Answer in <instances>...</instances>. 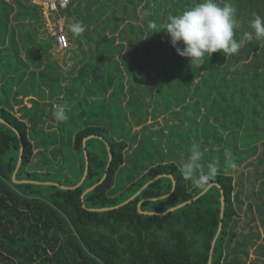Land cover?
<instances>
[{
    "label": "trees",
    "instance_id": "16d2710c",
    "mask_svg": "<svg viewBox=\"0 0 264 264\" xmlns=\"http://www.w3.org/2000/svg\"><path fill=\"white\" fill-rule=\"evenodd\" d=\"M197 2L69 0L59 10L66 17L65 33L70 43V37L75 41L83 37L95 52L89 60L84 55V65L76 62L81 66L73 80L89 82L87 93L97 88L100 92L78 100L82 110L77 116L71 110L67 121H56L57 127L50 123L47 130L43 117L53 109L48 97L63 94L68 87L62 86L60 76L55 81L49 74L48 69L57 71L55 62L52 67L41 58V53L49 55L50 47L40 39L45 24L42 7L31 0H0V118L18 131L23 142L15 178L54 181L51 166L63 175L54 182L71 187L84 173V150L88 160L85 179L75 188L16 183L12 175L20 152L18 136L0 122V264H208L209 257L211 264H244L237 253L228 256L225 251L239 201L236 168L230 163L238 165L254 155L264 141V41L246 37L254 14L264 17V0H220L237 9L234 38L241 47L227 57L213 53L201 66L176 52L166 30L153 33L150 27L155 22L163 28L168 16ZM74 22L85 27L79 36L68 29ZM22 51L26 52L20 56ZM63 95L66 98L67 93ZM27 96L36 100L29 98L31 110L22 106L25 114L17 116L14 103L21 104ZM75 104L70 102L69 108ZM167 113L180 119L166 125L169 133L147 124L149 117L157 124L159 115ZM40 122L42 132H36L32 126ZM192 138L201 140L203 170L207 172L209 163L219 169L212 186L196 199L203 189L181 173ZM35 156L44 162L34 163ZM158 175L136 197L115 207ZM141 200V210L153 213L138 211ZM105 207L112 208L91 210ZM248 240L245 237V246Z\"/></svg>",
    "mask_w": 264,
    "mask_h": 264
},
{
    "label": "rangeland",
    "instance_id": "374dc122",
    "mask_svg": "<svg viewBox=\"0 0 264 264\" xmlns=\"http://www.w3.org/2000/svg\"><path fill=\"white\" fill-rule=\"evenodd\" d=\"M48 1L49 0H31L32 3H37L42 7V15L45 24L43 29L44 31H42L40 34V39L43 38V42L50 43L49 55L46 56L45 54L41 53V58L43 62H50L52 67H54L52 61L55 62V64L57 65V71L48 69L50 71L49 74L55 75V81L61 78L63 84L68 87L67 89H64L66 91L63 92V94L67 93L66 98L58 95L48 97L49 102L54 104V107H52L53 109L50 110V113H48L47 111V114L44 115L43 119L48 120L47 125L45 126L46 129L50 130V123H54L56 127L58 126V123L53 116V112L57 105H63V102H66L69 105L70 102L75 101L76 108L72 109V113H74L73 115L77 116V111H79L80 109L77 101L81 99L84 100L85 95L88 96L87 94H96V90L99 93L100 88L95 89L94 92L87 93L86 91L89 82L84 81L83 83H81L76 79L73 80V78L76 76L75 74H77L78 67L84 65V63H82L84 55L88 57V60L89 58L95 57V52H92L91 50L94 49V47H90L87 40L83 37L79 38L78 41H75L74 37H70V47L67 50L61 51L55 43V35L59 32L60 26L63 32L66 31V17L60 11H50L48 9ZM118 42L119 40H117L116 43ZM79 45L80 47L77 48ZM1 47H3V45H0V48ZM23 52L25 54L26 51L20 52V56H23ZM3 60L7 61L8 59L6 60V58H4ZM78 61H80L82 64L77 66L76 62ZM33 64H35V62ZM37 70H41V68H30V71ZM197 81L198 79H195V82ZM37 83L41 84L40 80L37 79ZM47 88L48 87H46V89ZM46 91H48V89ZM109 92L110 90H108L106 94H108ZM106 94L105 96H107ZM31 97L33 96L25 97L23 99V103L25 104L26 102L28 106H31V102L29 101V98ZM114 97H119V95H114ZM148 100L149 95L146 98V101ZM10 101L12 102L11 98ZM83 102L84 101H82V103ZM19 107L20 106H18V104L14 103L13 112L17 116H21ZM49 107L50 106L46 105L45 108L49 109ZM36 108L37 107L35 106L34 110H36ZM90 113H93L91 106ZM25 121H27V118H25ZM152 121L153 120L151 119V117H149L147 120V124L153 126V128L160 127L164 130L165 133H169L170 129H168L166 125H170L174 122L177 123L180 121V119L174 118L171 113H167L159 115L157 122H155L157 124H152ZM81 124L82 126L86 125V123ZM34 126H36V132H42L41 122L33 124L32 127ZM45 126H43V128ZM140 127L141 126L139 125L134 127V129L139 130ZM190 143L191 145L197 144L201 146V140H197L195 138H192L190 140ZM257 146L258 151L254 155L248 157L247 159H244L241 163H239L233 173L235 181V191H237L238 193L239 201L236 202L237 217L235 219L232 232L230 233L231 238L229 239V242L227 244L228 247L225 246V251L227 252L228 256L237 253V256L242 262H244V264H264V141L259 142ZM212 147L214 149L218 148L216 145ZM204 148L205 150H207L210 147L205 146ZM37 149L38 148L36 145L34 151H37ZM57 155L58 157H60L62 154L58 153ZM38 160L40 159L37 156L33 158L34 163H36ZM186 160L187 159L185 157V161ZM43 162L44 161L42 160L41 162H39V164ZM51 164L53 166H56V159H53ZM48 168L52 170L53 176L51 177V179H53L55 182L62 179L63 175L60 174L57 170H54L53 168H51V166H48ZM54 181H44L41 183L48 184L47 182H49V184H51L55 183ZM260 204L261 207H259ZM248 236L250 237V241L248 240V245L245 246V237Z\"/></svg>",
    "mask_w": 264,
    "mask_h": 264
},
{
    "label": "clouds",
    "instance_id": "9594fccd",
    "mask_svg": "<svg viewBox=\"0 0 264 264\" xmlns=\"http://www.w3.org/2000/svg\"><path fill=\"white\" fill-rule=\"evenodd\" d=\"M238 26L237 9L220 0H198L180 14L168 16L163 28H159L155 22L150 23L153 33L166 30L176 52L181 57L189 58L190 63L197 66L203 65L205 58H210L216 52H221L226 57L237 54L242 43L234 38ZM250 27L252 31L246 33L247 39L264 41V17L254 14ZM68 29L76 36L85 31L80 22L69 24ZM181 44L182 48L179 46ZM66 109V105L55 107L53 116L57 122L69 119ZM202 156L199 145L193 144L187 160L182 164L181 173L185 180L205 189L216 180L219 169L216 164L209 163L205 172ZM230 167L235 169L236 162L232 161Z\"/></svg>",
    "mask_w": 264,
    "mask_h": 264
},
{
    "label": "water",
    "instance_id": "95a60500",
    "mask_svg": "<svg viewBox=\"0 0 264 264\" xmlns=\"http://www.w3.org/2000/svg\"><path fill=\"white\" fill-rule=\"evenodd\" d=\"M0 122H2V123H4V124H6L7 126H9V127H11L16 133H17V136H18V141H19V147H20V152H19V156H18V162H17V165H16V169H15V171H14V173H13V175H12V180L14 181V182H16V183H19V182H32V183H41V182H39V181H33V180H17L16 178H15V173H16V171H17V169L19 168V165H20V162H21V159H22V150H23V142H22V137L20 136V134L18 133V131L14 128V127H12L11 125H10V123H8L7 121H5L4 119H2V118H0ZM91 136H93V135H90V136H88V137H86V138H84L83 139V146H84V144H85V140H87L89 137H91ZM105 143H106V146H107V149H108V163L110 162V160H111V153H110V151H109V145L107 144V142L105 141ZM84 154H85V162H86V164H85V169H84V173H83V175H82V177H81V179H80V181L75 185V186H71V187H68V186H65V185H61V184H58V183H51V184H55V185H57L58 187H60V188H62V189H67V188H75V187H78L79 185H81V183L83 182V180L85 179V176H86V174H87V164H88V160H87V157H86V151L84 150ZM161 175H158V176H156L155 178H153V179H151L150 181H148L146 184H144L133 196H131L129 199H127L126 201H124V202H122V203H120V204H118V205H116L115 207H119V206H121V205H123L124 203H126V202H128L129 200H131V199H133L145 186H147L149 183H152L153 181H155L158 177H160ZM169 177H171V175H169ZM105 178V174L103 175V177H102V179L97 183V184H99L103 179ZM48 184H49V182H47ZM97 184H94L93 186H91V187H88L87 189H85V191L83 192V194H85V193H87V192H89L90 190H92ZM212 184L213 183H211L208 187H206L205 189H203L198 195H196L193 199H196L198 196H200L201 194H203V193H205L206 191H207V189L208 188H210L211 186H212ZM172 189H171V191L173 190V188H174V186H175V181L173 180L172 181ZM171 191L168 193V194H170L171 193ZM168 194H166V195H163V196H160V197H154V198H149V199H151V200H156V199H159V198H163V197H165V196H167ZM142 201L143 200H141V201H139L138 202V211L139 212H143V213H153V212H148V211H142L141 210V208H140V205H141V203H142ZM188 202H190V200H188V201H185V202H183V203H180L179 205H176V206H174V207H171V208H169L168 210H166L165 212H160L161 214L162 213H166L167 211H170V210H174L175 208H178V207H180V206H182V205H184V204H186V203H188ZM224 195H223V193H222V191H221V196H220V204H221V210H220V217H222V215H223V207H224ZM109 208H112V207H105V208H91V210H106V209H109ZM221 221L219 222V226H218V229H217V232H216V234H215V236H214V238H213V240H212V243H211V249H210V255L212 254V251H213V246H214V243H215V241H216V238H217V236H218V234H219V232H220V230H221ZM208 264H211V258L209 257V260H208Z\"/></svg>",
    "mask_w": 264,
    "mask_h": 264
},
{
    "label": "built area",
    "instance_id": "2783aa9c",
    "mask_svg": "<svg viewBox=\"0 0 264 264\" xmlns=\"http://www.w3.org/2000/svg\"><path fill=\"white\" fill-rule=\"evenodd\" d=\"M68 3L69 0H49L48 9L50 11H59L65 9ZM55 43L61 51L67 50L70 47V41L61 26L59 32L55 35Z\"/></svg>",
    "mask_w": 264,
    "mask_h": 264
},
{
    "label": "crops",
    "instance_id": "0c3cea01",
    "mask_svg": "<svg viewBox=\"0 0 264 264\" xmlns=\"http://www.w3.org/2000/svg\"><path fill=\"white\" fill-rule=\"evenodd\" d=\"M75 75H76V74H75ZM61 84H62L63 87L65 86V85L63 84V82H62ZM66 89H67V88H66ZM64 91H66V90H64ZM58 96H62V97H63V94H58ZM31 98H33V99L36 100L35 97H31ZM25 104H26L27 106H26ZM25 104H24L23 102H22L21 104H18V106H20V107H19V108H20V109H19V112H20V115H21V116H22V115L24 116V114H25L24 110L21 109L22 106H25V107H27L28 110H31L30 107L33 105V103H31V104H30L31 106H28V104H27L26 102H25ZM53 105H54V104H53ZM63 105H66V106H67V109H66V110H67V113H69V111L72 110V108H69V105H68L67 103L63 102ZM53 107H54V106H53ZM49 109H50V108H49ZM81 110H82V109L80 108L79 111H77V112L79 113ZM72 111H73V110H72ZM72 114H74V113H71V115H72ZM75 116H76V115H75ZM25 118H27V121H28V117L26 116ZM25 118H24V120H25ZM27 121H26V122H27ZM47 130H48V129H47ZM141 191H142V190H141ZM141 191H140V192H141ZM140 192H139V193H140ZM139 193H138V194H139ZM138 194H137V195H138ZM133 195H134V194H133ZM133 195H132V196H133ZM137 195H136V196H137ZM136 196H135V197H136ZM144 200H145V199H144ZM144 200H143V201H144ZM143 201H142V202H143ZM141 204H142V203H141ZM140 207H141V205H140ZM137 209H138V205H137Z\"/></svg>",
    "mask_w": 264,
    "mask_h": 264
},
{
    "label": "bare ground",
    "instance_id": "6f19581e",
    "mask_svg": "<svg viewBox=\"0 0 264 264\" xmlns=\"http://www.w3.org/2000/svg\"><path fill=\"white\" fill-rule=\"evenodd\" d=\"M48 4V3H47ZM62 24V23H61Z\"/></svg>",
    "mask_w": 264,
    "mask_h": 264
}]
</instances>
